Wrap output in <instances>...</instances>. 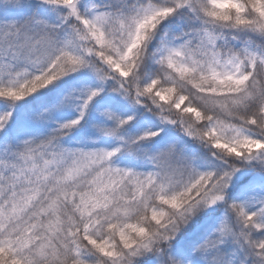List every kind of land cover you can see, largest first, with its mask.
I'll return each mask as SVG.
<instances>
[{
  "label": "snow or ice",
  "instance_id": "1",
  "mask_svg": "<svg viewBox=\"0 0 264 264\" xmlns=\"http://www.w3.org/2000/svg\"><path fill=\"white\" fill-rule=\"evenodd\" d=\"M0 264H264V0H0Z\"/></svg>",
  "mask_w": 264,
  "mask_h": 264
}]
</instances>
